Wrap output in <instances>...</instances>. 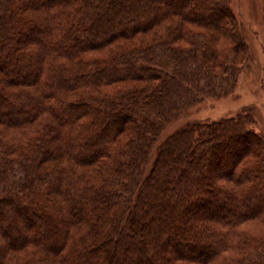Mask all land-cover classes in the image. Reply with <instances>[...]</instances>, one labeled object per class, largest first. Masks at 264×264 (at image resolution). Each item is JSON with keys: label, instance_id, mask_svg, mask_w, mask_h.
I'll list each match as a JSON object with an SVG mask.
<instances>
[{"label": "trees", "instance_id": "16d2710c", "mask_svg": "<svg viewBox=\"0 0 264 264\" xmlns=\"http://www.w3.org/2000/svg\"><path fill=\"white\" fill-rule=\"evenodd\" d=\"M247 54L229 0H0V264H264L251 116L177 130L146 173Z\"/></svg>", "mask_w": 264, "mask_h": 264}, {"label": "rangeland", "instance_id": "374dc122", "mask_svg": "<svg viewBox=\"0 0 264 264\" xmlns=\"http://www.w3.org/2000/svg\"><path fill=\"white\" fill-rule=\"evenodd\" d=\"M229 5L238 20L248 50L246 59L238 62L240 71L235 88L227 96L209 97L192 106L177 121L169 124L153 148L147 174L155 160L158 145L189 124L247 114L251 116L253 129L264 135V0H229ZM243 228L252 235L264 236L263 225H245Z\"/></svg>", "mask_w": 264, "mask_h": 264}]
</instances>
